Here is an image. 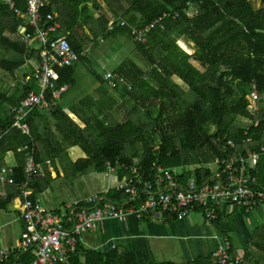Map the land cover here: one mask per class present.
Instances as JSON below:
<instances>
[{"label": "trees", "instance_id": "1", "mask_svg": "<svg viewBox=\"0 0 264 264\" xmlns=\"http://www.w3.org/2000/svg\"><path fill=\"white\" fill-rule=\"evenodd\" d=\"M12 1L16 10L27 11V0ZM45 1L43 15L55 13L60 32L69 36L81 60L89 42L109 36L127 37L137 58L122 61L112 71L126 84L112 88L100 75L95 93L72 107L59 104L66 92L60 98H54L53 92L66 84L77 85V63L54 67L49 108L27 117L31 133L25 135L13 128L12 108L39 89L35 76L28 85L23 81L35 72L41 45L30 44L21 32L25 19L7 0H0V69L16 80L9 90H0V177L10 174L6 163L10 151L17 160L11 174L16 184L9 185L12 191L3 206L20 191L17 184L26 181L29 151L24 147L35 142L40 146L35 161L41 177L29 180L32 199L51 185L52 170L57 178L75 181L90 172H109L110 164L118 175L117 185L132 182L138 197L133 200L117 193L116 185L109 188L107 199L134 206L149 198L147 185L155 184L159 169L173 174L182 170L179 183L196 179L202 185L214 179L218 161L248 155L264 144V108L253 123H247L253 94L258 102L264 96V5L256 8L252 0ZM151 25L143 40H135L134 30ZM229 140L237 147L226 150ZM133 168L138 169V177ZM253 176L256 187L264 190V155ZM34 257V250H29L20 260L32 264ZM68 264L179 262L143 258L121 246L88 249L80 241ZM187 264H212V259L200 256ZM243 264H264V219L251 232Z\"/></svg>", "mask_w": 264, "mask_h": 264}, {"label": "built area", "instance_id": "2", "mask_svg": "<svg viewBox=\"0 0 264 264\" xmlns=\"http://www.w3.org/2000/svg\"><path fill=\"white\" fill-rule=\"evenodd\" d=\"M7 1L11 8L25 19L23 25L25 28H21L24 37L33 46L37 41L41 45L40 61L34 63L35 72L23 81L24 85H28L35 76L38 78L39 89L31 91L21 104L12 108L13 128L30 136L31 132L26 119L34 110H48V91L54 90L53 68L73 66L81 60V55L72 47L69 36L60 32L61 24L55 13L50 12L46 16L43 15L45 0H27L26 12L16 10L12 0ZM121 25L125 26L126 21H122ZM29 26L33 27L34 31H29ZM114 26L115 20L110 23V28L113 29ZM152 26L134 30L135 40H143L144 34ZM106 80L112 88L126 84L123 77L112 71L107 72ZM70 89L71 86L66 84L59 90H54V98H60ZM253 90L255 91L254 88ZM252 97L253 103L247 110L250 115L247 123H253L252 118L262 110L256 93ZM249 130L250 128L247 129V134ZM252 139L249 137L247 141L251 142ZM1 140L2 136H0V142ZM236 147L237 143L234 140L225 143L226 150ZM24 149L29 151V155L25 166L26 181L17 184L22 189L24 197L22 206L24 229L18 248L20 252L34 250L35 257L32 264H68L70 256L76 253L78 244L83 240L84 235L95 230L97 225L105 220L115 219L126 222L134 218L138 222H143L165 214L186 218L192 212L199 210L203 212L208 221L216 222L220 219L222 206H236L248 213H255L259 206H264V190L256 187V179L253 176V172L264 155V144L259 149L250 151L248 155L233 156L218 161V170L214 179L202 185L198 184L196 179H191L187 187L183 189L176 173L159 169L155 184L147 185L149 198L136 206L110 202L107 196L111 189H107L89 197L85 202H70L59 212L48 210L37 198L32 199L29 180L41 177V167L35 161L40 146L35 142L32 145H26ZM12 170V168L9 169L10 174L1 175L2 183L16 184L11 177ZM108 171L109 173L115 171L110 164H108ZM132 173L136 175L135 177L139 175L137 168H133ZM131 184L132 182H125L114 189L117 193H124L134 200L138 194ZM3 195L5 196L6 193ZM9 256L8 250L1 249L0 264H4ZM211 259L212 264H243L244 252H234L231 240L226 238L212 254Z\"/></svg>", "mask_w": 264, "mask_h": 264}, {"label": "crops", "instance_id": "3", "mask_svg": "<svg viewBox=\"0 0 264 264\" xmlns=\"http://www.w3.org/2000/svg\"><path fill=\"white\" fill-rule=\"evenodd\" d=\"M91 8L93 9L92 4ZM94 77L96 80L86 79L80 85L81 91L85 89L86 94L95 93L102 81L100 75L92 74L93 79ZM75 87H71L61 97L59 104L72 107L85 97L83 94L75 93ZM6 163L9 169L17 167L14 151H10L6 156ZM175 173L179 177L183 174L182 170H176ZM3 174L9 173L4 172L1 175ZM51 178L53 179L51 185L37 194L36 198L42 206L53 212L62 211L70 202H85L89 197L114 188L119 183L118 175L109 172L104 174L90 172L75 181H69L65 178H57L56 172L52 170ZM180 183L182 186L187 184L184 181ZM9 185L11 184L2 183L0 180V250L5 249L10 252L9 259L4 264H22L20 256L27 252H20L18 248L24 229L22 219L24 197L20 189L15 197L3 206L4 201L8 199V193L12 191ZM30 191L33 192V189ZM3 193L6 195L4 196ZM198 212L201 211L192 212L186 218L176 219L167 214L139 223L134 218L126 222L115 219L105 220L100 222L95 230L85 234L81 244L88 249L98 250L121 246L136 251L143 258L155 261L171 260L179 264H187L200 256L211 257L226 238L231 240L236 253L245 251L249 245L250 230L254 229L252 221L248 220V216L252 213L236 206H222L220 219L216 222L208 221L203 214L210 223L207 224L200 220ZM258 213L259 216H264L263 207Z\"/></svg>", "mask_w": 264, "mask_h": 264}, {"label": "rangeland", "instance_id": "4", "mask_svg": "<svg viewBox=\"0 0 264 264\" xmlns=\"http://www.w3.org/2000/svg\"><path fill=\"white\" fill-rule=\"evenodd\" d=\"M263 2L264 0H252L256 8L262 7L264 5ZM134 50L132 42L128 41L127 37L116 38L114 36H109L105 39L94 38L89 42L88 48L84 52L85 59L76 64L77 85L74 89L75 93L83 94L85 97L88 96L89 94H86L85 89L81 91L80 85H82L86 79H88V81L96 80L95 77L94 79L92 78V74H98L105 78L107 72L115 70L122 61L124 62L127 59L136 60L137 52ZM25 70L26 69H24V71ZM15 84L16 80L0 69V90H9L10 86ZM77 88L78 91H76ZM259 105L264 108V96L261 97ZM214 169H216V167ZM262 207L264 210V206ZM258 211L248 216V220L252 221L251 224H253L252 227L254 228L264 219L263 216H259ZM197 215L203 223H209L205 219L203 213L198 212ZM253 230L250 231L252 232ZM196 254H198V252H196Z\"/></svg>", "mask_w": 264, "mask_h": 264}, {"label": "water", "instance_id": "5", "mask_svg": "<svg viewBox=\"0 0 264 264\" xmlns=\"http://www.w3.org/2000/svg\"><path fill=\"white\" fill-rule=\"evenodd\" d=\"M21 28H25V27L23 26V27H21Z\"/></svg>", "mask_w": 264, "mask_h": 264}]
</instances>
